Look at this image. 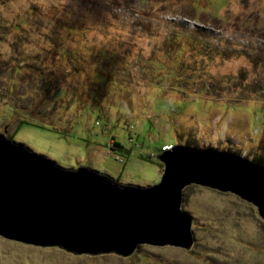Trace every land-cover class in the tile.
Returning <instances> with one entry per match:
<instances>
[{"label":"rangeland","instance_id":"1","mask_svg":"<svg viewBox=\"0 0 264 264\" xmlns=\"http://www.w3.org/2000/svg\"><path fill=\"white\" fill-rule=\"evenodd\" d=\"M0 132L139 187L177 145L264 165V0H0ZM181 208L189 250L76 256L0 236V264H264L256 206L192 184Z\"/></svg>","mask_w":264,"mask_h":264},{"label":"water","instance_id":"2","mask_svg":"<svg viewBox=\"0 0 264 264\" xmlns=\"http://www.w3.org/2000/svg\"><path fill=\"white\" fill-rule=\"evenodd\" d=\"M159 183L124 185L87 166L68 169L0 132V236L76 256L129 257L138 246L189 250L192 184L228 192L264 219V165L227 151L177 145L157 156Z\"/></svg>","mask_w":264,"mask_h":264},{"label":"trees","instance_id":"3","mask_svg":"<svg viewBox=\"0 0 264 264\" xmlns=\"http://www.w3.org/2000/svg\"><path fill=\"white\" fill-rule=\"evenodd\" d=\"M113 145H114L115 148L122 149L121 145L118 142H114Z\"/></svg>","mask_w":264,"mask_h":264}]
</instances>
